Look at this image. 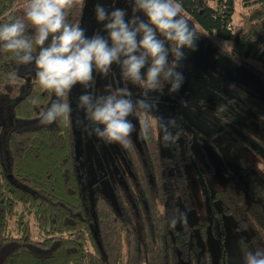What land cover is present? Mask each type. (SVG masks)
Listing matches in <instances>:
<instances>
[{
	"label": "trees",
	"instance_id": "1",
	"mask_svg": "<svg viewBox=\"0 0 264 264\" xmlns=\"http://www.w3.org/2000/svg\"><path fill=\"white\" fill-rule=\"evenodd\" d=\"M29 0H0V26L23 19ZM84 2L76 0L67 10L69 23L81 25ZM182 15L198 35L196 44L225 65H234L264 85V0H179ZM234 6L243 10L231 25ZM26 24L25 36L35 45V30ZM227 42V46L215 43ZM45 41L47 46L50 42ZM0 42V264H211L208 250L189 242L190 227L177 218L178 202L188 204L185 176L174 165L183 161L162 154L151 126L153 115L137 112L140 143L132 138L120 147L129 174L122 185L111 188L115 207L103 197L92 202L89 215L79 169L73 152L70 114L51 124H41L42 113L53 100L71 102V92L57 98L39 86L34 63L23 64L20 53L6 52ZM223 64V63H222ZM224 65V64H223ZM228 65V66H229ZM16 72V76L11 74ZM165 86L164 90H168ZM244 104H256L241 98ZM239 115L243 111L236 108ZM215 116L221 113L210 110ZM238 117V116H237ZM145 122L147 129L145 130ZM249 127L238 125L254 143L250 160L239 159L241 173L255 170L251 201L244 204L242 192L232 181L213 191L211 212L229 215L240 237L237 250L264 248V121ZM242 147L248 144L238 140ZM176 219L175 227L169 222ZM205 237L203 223L197 225ZM224 264L223 253L221 255Z\"/></svg>",
	"mask_w": 264,
	"mask_h": 264
},
{
	"label": "rangeland",
	"instance_id": "2",
	"mask_svg": "<svg viewBox=\"0 0 264 264\" xmlns=\"http://www.w3.org/2000/svg\"><path fill=\"white\" fill-rule=\"evenodd\" d=\"M96 3L102 4L109 11L112 7L126 8L131 14V4L126 0H85L81 27L89 36L103 27L94 18ZM242 12L241 8L234 6L231 25L239 21L238 15ZM214 40L216 44L227 46L225 41ZM228 65H225L221 57L212 56L197 45L194 52L186 50V58L178 69L184 77L179 91L171 94L168 90L149 93V98L157 101L151 114L154 116L151 126L160 150L165 156L183 161L180 166L174 165L173 169L181 171L185 176L188 204L178 202L177 210L186 214V221H183L190 227L189 242L200 250H208L211 264H222V253L224 264H243L237 242L240 237L246 238L249 235L248 231H236L230 216L221 214L217 203L211 204L219 214L211 212L208 202L211 194L230 180L242 192L243 203L248 204L252 198L250 180L260 179L254 169L244 173L239 171L238 160H250L252 150L259 148L237 126L249 127L253 133L262 136L251 120L264 121V85L234 65ZM108 86L129 87L134 103L142 96V89L120 79L119 70L115 66L109 76L94 73L92 85H76L71 90L73 152L80 171L87 209L92 218L93 199L103 197L115 207L111 188L115 184L122 185L123 177L129 174L119 144H107L89 135V122L83 110L78 107L79 96L86 93L106 94ZM242 97L256 104H244ZM236 108L243 111L244 115H239ZM210 110L221 113L223 117L215 116ZM156 118L165 123L172 139L164 140V129ZM129 119L136 124V131L131 138L138 146L139 126L134 116ZM238 140H244L248 145L242 147ZM177 218L180 219L179 215ZM199 223L205 226L203 240L199 238ZM176 264L185 262L178 258Z\"/></svg>",
	"mask_w": 264,
	"mask_h": 264
},
{
	"label": "clouds",
	"instance_id": "3",
	"mask_svg": "<svg viewBox=\"0 0 264 264\" xmlns=\"http://www.w3.org/2000/svg\"><path fill=\"white\" fill-rule=\"evenodd\" d=\"M75 2L29 0L23 19L0 26V42H4L6 52L23 53L19 56L23 64L34 63L37 83L57 98L66 97L76 85H92L94 73L107 77L113 66L118 68L122 81L142 89L140 99L134 103L127 86H108L106 94L79 96L78 107L89 122V135L107 144L128 147L136 131L129 117L137 112L152 114L157 101L149 98V93H162L166 85L170 94L179 91L184 77L178 69L186 50H197L199 37L182 15L179 0H126L131 4V14L126 8L112 7L109 11L96 3L94 18L103 27L91 36L79 23L67 20V10ZM25 20L35 30V45L39 48L36 55L32 40L25 36ZM11 75L15 77L16 72ZM71 111L70 103L53 100L40 123L51 124ZM156 119L164 129V140L172 139L165 123ZM174 214L186 221V214L179 210ZM176 223L172 219L169 225L175 227ZM243 264H264V248L248 251Z\"/></svg>",
	"mask_w": 264,
	"mask_h": 264
}]
</instances>
